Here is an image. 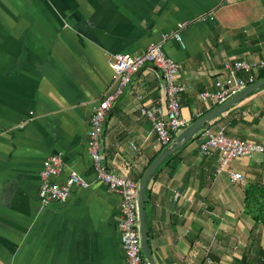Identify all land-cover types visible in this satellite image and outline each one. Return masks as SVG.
Masks as SVG:
<instances>
[{"label":"crops","instance_id":"0c3cea01","mask_svg":"<svg viewBox=\"0 0 264 264\" xmlns=\"http://www.w3.org/2000/svg\"><path fill=\"white\" fill-rule=\"evenodd\" d=\"M176 30L182 43L170 38L165 48L187 85L181 106L190 124L217 106L200 92L213 87L226 63L264 58V0H0V264H127L121 197L94 168L90 117L114 83L109 56L142 52ZM157 103L166 104V83L147 64L106 118L101 151L108 170L137 176L167 146L140 113ZM221 126L230 136L264 142V87L213 122ZM199 135L148 182L154 259L234 264L247 255L246 264H264V224L246 212L248 195L264 202V155L230 162L245 182L232 181L227 170L215 176L218 155L200 153ZM132 141L140 146L135 154ZM55 153L64 160L60 181L76 170L91 185L74 186L67 202L44 205L40 173Z\"/></svg>","mask_w":264,"mask_h":264},{"label":"built area","instance_id":"2783aa9c","mask_svg":"<svg viewBox=\"0 0 264 264\" xmlns=\"http://www.w3.org/2000/svg\"><path fill=\"white\" fill-rule=\"evenodd\" d=\"M174 38L182 43L180 30L165 34L160 42L151 43L139 53L117 52L109 56V63L115 70L114 83L99 102L94 106L90 117L88 131L89 149L94 168L100 181L119 193L121 197V216L118 221L121 242L126 254L127 264H152L144 255L140 236V221L138 213L139 181L130 173L119 175L108 170L103 164L101 142L105 129V121L114 101L131 83L133 75L147 64L154 65L162 74L166 83V104H144L140 107L141 115L150 119L159 142L168 145L172 142L174 133L188 126V121L182 114L181 98L187 85L180 80V65L166 51L165 42ZM264 69V58L258 61L235 60L224 66V72L214 81L213 87H206L200 92V98L212 105H219L233 95L255 82L256 72ZM139 94L138 99L143 100ZM200 153L206 157L218 155V164L214 175L218 176L227 170L232 181L245 182V176L228 166L232 160L240 156L255 153L264 155V142L254 139H240L226 133L225 127L213 128V122L206 124L200 131ZM130 148L135 154L140 146L132 141ZM64 166L63 155L55 153L48 156L40 173L39 198L42 204L50 202L64 203L72 195L74 186L87 188L91 182L76 170H71L65 180L58 176ZM129 170V169H128ZM179 194L176 193V197Z\"/></svg>","mask_w":264,"mask_h":264},{"label":"water","instance_id":"95a60500","mask_svg":"<svg viewBox=\"0 0 264 264\" xmlns=\"http://www.w3.org/2000/svg\"><path fill=\"white\" fill-rule=\"evenodd\" d=\"M264 87V77L259 78L255 82L249 84L246 88L242 89L227 101L223 102L210 109L208 112L200 116L198 119L185 127L179 135L167 145L161 153L153 160L148 168L143 173L138 186V213L140 221V236L142 241V248L145 257L152 263L158 264L154 259L150 250L149 232L147 225V212H146V193L149 180L152 178L157 169L172 157L173 153L179 149L186 142L191 140L199 131L208 123L214 122L217 118L227 113L236 103L246 98L259 88Z\"/></svg>","mask_w":264,"mask_h":264},{"label":"trees","instance_id":"16d2710c","mask_svg":"<svg viewBox=\"0 0 264 264\" xmlns=\"http://www.w3.org/2000/svg\"><path fill=\"white\" fill-rule=\"evenodd\" d=\"M262 77H264V70L263 69H262V71L259 72V74L258 73L256 74V78L257 79L262 78ZM205 112H207V111H205ZM198 118L199 117H195L194 121L196 119H198ZM177 134L178 133H174L173 136H172V139H174L177 136ZM160 151L153 157V159L150 161V163L154 160V158L157 157V155L160 153ZM149 164H148V166H149ZM144 171L145 170H143V172H141L139 175L134 176V177L132 176V177L135 178L137 181H139L140 178L142 177ZM261 188L264 189V186H262ZM253 189L254 188L252 187V190ZM261 197H264V195L261 194ZM147 198H148V188H147V193H146V201H147ZM260 199L261 198H259V196L248 195L247 198H246V202H247L246 212L248 214H251L256 220H260L264 224V202H263V200H260ZM255 202H257L259 204L258 207H254L256 205ZM261 253L264 254V248L261 250ZM263 257H264V255H263ZM247 260H248V256L244 255L243 258L240 261L235 262L234 264H246ZM263 262H264V260H263Z\"/></svg>","mask_w":264,"mask_h":264},{"label":"rangeland","instance_id":"374dc122","mask_svg":"<svg viewBox=\"0 0 264 264\" xmlns=\"http://www.w3.org/2000/svg\"><path fill=\"white\" fill-rule=\"evenodd\" d=\"M184 128H182L181 130H179V133L183 130ZM179 133H178V135H179ZM102 142H103V140H102ZM166 147V146H165Z\"/></svg>","mask_w":264,"mask_h":264}]
</instances>
